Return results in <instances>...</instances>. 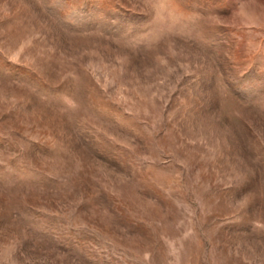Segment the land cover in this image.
I'll list each match as a JSON object with an SVG mask.
<instances>
[{
	"label": "rangeland",
	"instance_id": "1",
	"mask_svg": "<svg viewBox=\"0 0 264 264\" xmlns=\"http://www.w3.org/2000/svg\"><path fill=\"white\" fill-rule=\"evenodd\" d=\"M0 264H264V0H0Z\"/></svg>",
	"mask_w": 264,
	"mask_h": 264
}]
</instances>
